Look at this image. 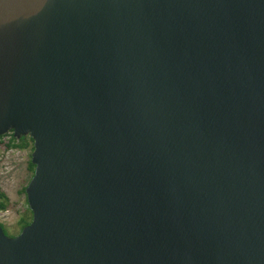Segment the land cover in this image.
<instances>
[{"label":"water","instance_id":"95a60500","mask_svg":"<svg viewBox=\"0 0 264 264\" xmlns=\"http://www.w3.org/2000/svg\"><path fill=\"white\" fill-rule=\"evenodd\" d=\"M8 133L0 264H264V0H0Z\"/></svg>","mask_w":264,"mask_h":264},{"label":"rangeland","instance_id":"374dc122","mask_svg":"<svg viewBox=\"0 0 264 264\" xmlns=\"http://www.w3.org/2000/svg\"><path fill=\"white\" fill-rule=\"evenodd\" d=\"M29 138V137H28ZM10 139H6V141ZM12 142H0V186L8 196V209L0 210V223L8 236H18L24 221H32L24 188L33 177L30 167L32 148L9 147Z\"/></svg>","mask_w":264,"mask_h":264},{"label":"trees","instance_id":"16d2710c","mask_svg":"<svg viewBox=\"0 0 264 264\" xmlns=\"http://www.w3.org/2000/svg\"><path fill=\"white\" fill-rule=\"evenodd\" d=\"M14 140H16V143L14 144H10L9 147H15V148H19V149H27V148H32V152L34 150V142H33V139L31 137H22L20 140L16 139L14 137ZM31 158H32V154H31ZM30 167L33 171V175H34V172H35V165L32 163L31 159H30ZM26 189L27 187L24 188V191L26 193ZM8 196L7 194L3 191L2 187L0 186V210H6L8 209ZM27 204H28V201H27ZM28 207H29V204H28ZM29 210L30 212L32 213L30 207H29ZM33 215V214H32ZM33 218V216H32ZM32 221H24L22 226H21V232L22 230L28 226ZM14 237V236H13Z\"/></svg>","mask_w":264,"mask_h":264},{"label":"built area","instance_id":"2783aa9c","mask_svg":"<svg viewBox=\"0 0 264 264\" xmlns=\"http://www.w3.org/2000/svg\"><path fill=\"white\" fill-rule=\"evenodd\" d=\"M4 139L5 142H12V144L16 143V140H14V135L13 133H8L7 135L5 136H1L0 137V142ZM6 139H10L6 141Z\"/></svg>","mask_w":264,"mask_h":264},{"label":"flooded vegetation","instance_id":"af4514ba","mask_svg":"<svg viewBox=\"0 0 264 264\" xmlns=\"http://www.w3.org/2000/svg\"><path fill=\"white\" fill-rule=\"evenodd\" d=\"M14 237H16V236H14Z\"/></svg>","mask_w":264,"mask_h":264}]
</instances>
